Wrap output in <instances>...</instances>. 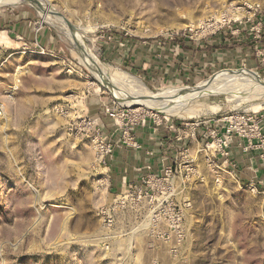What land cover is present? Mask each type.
I'll use <instances>...</instances> for the list:
<instances>
[{
	"label": "rangeland",
	"instance_id": "obj_1",
	"mask_svg": "<svg viewBox=\"0 0 264 264\" xmlns=\"http://www.w3.org/2000/svg\"><path fill=\"white\" fill-rule=\"evenodd\" d=\"M28 1L0 0V264H264V87L142 103L264 79V0ZM150 133L170 162L116 190Z\"/></svg>",
	"mask_w": 264,
	"mask_h": 264
},
{
	"label": "crops",
	"instance_id": "obj_2",
	"mask_svg": "<svg viewBox=\"0 0 264 264\" xmlns=\"http://www.w3.org/2000/svg\"><path fill=\"white\" fill-rule=\"evenodd\" d=\"M17 31L24 35V30L17 29ZM142 137L141 149L122 150L118 156L111 157L109 160L112 186L120 192L133 184H137L145 173L155 171L171 160L169 157L163 156L161 148L165 146L161 141L149 139V137H154V134H143Z\"/></svg>",
	"mask_w": 264,
	"mask_h": 264
},
{
	"label": "bare ground",
	"instance_id": "obj_3",
	"mask_svg": "<svg viewBox=\"0 0 264 264\" xmlns=\"http://www.w3.org/2000/svg\"><path fill=\"white\" fill-rule=\"evenodd\" d=\"M4 2H8V3H11V2H18V1H25V2H30L28 0H3ZM32 3V2H30ZM40 3V2H39ZM34 5V4H33ZM35 7V6H34ZM39 10V9H38ZM44 12H51V10L49 8H46V11L44 10ZM54 16H56L58 19H60V14L56 11H52L51 12ZM45 18V17H44ZM71 32L73 33V40L74 42L79 46L81 47L82 49H84L85 51L88 49L86 47V45L78 38L79 36L77 35V33L74 31V29H71ZM70 32V33H71ZM72 38V37H71ZM89 54V53H88ZM87 54V55H88ZM90 58V57H89ZM88 64V62H87ZM90 68H92L95 73H97V75L101 76V69L99 70V66H98V63L96 61L95 58H91L90 59V63L88 64ZM91 69V70H92ZM105 72V71H104ZM98 76V77H99ZM103 76V75H102ZM106 76V75H105ZM123 76V74L121 75ZM126 76V75H125ZM100 78V77H99ZM126 78L130 79L128 77V75L126 76ZM105 80H107L105 78ZM131 80V79H130ZM229 80H239V82H243V83H248L250 85H253V86H259V87H264V79L260 80V79H257L256 77H253L251 75H248V74H244V73H230L226 76H223V77H219L217 79H213V80H210L208 82H205L197 87H194V88H189V89H182V90H175V89H165L161 96L158 98L156 97L155 95L148 93L145 91V94H146V97L148 98L147 101H142V103L144 104H148L150 103L151 107L152 108H158V107H162V106H168L170 104H172L175 100H178V97L176 96H180V97H185L187 98L190 94L192 93H201V92H204L208 89H210L211 87L213 86H218L219 84L220 85H224V83H226V81H229ZM112 81V80H111ZM106 82V81H105ZM110 82V81H109ZM238 82V81H237ZM107 83V82H106ZM112 82H110L111 84ZM236 83V82H235ZM108 84V83H107ZM109 84V85H110ZM219 85V86H220ZM107 86V85H106ZM258 87V88H259ZM110 88V87H109ZM111 90L113 92H115L114 88H111ZM117 98L120 100L122 98L123 101H125V98L124 96L118 94L117 92L114 93ZM169 96H172V97H169ZM173 98V100H172ZM131 100V99H130ZM121 101V100H120ZM134 101V100H133ZM146 102V103H145ZM177 102V101H176ZM128 104V102H127ZM131 104V103H130Z\"/></svg>",
	"mask_w": 264,
	"mask_h": 264
},
{
	"label": "built area",
	"instance_id": "obj_4",
	"mask_svg": "<svg viewBox=\"0 0 264 264\" xmlns=\"http://www.w3.org/2000/svg\"><path fill=\"white\" fill-rule=\"evenodd\" d=\"M4 113V108H3V104L0 102V115H2ZM103 157V155H102ZM106 161H104L103 163L105 164ZM142 183H146L147 187L151 188V184L153 183V179H148V180H142Z\"/></svg>",
	"mask_w": 264,
	"mask_h": 264
},
{
	"label": "trees",
	"instance_id": "obj_5",
	"mask_svg": "<svg viewBox=\"0 0 264 264\" xmlns=\"http://www.w3.org/2000/svg\"><path fill=\"white\" fill-rule=\"evenodd\" d=\"M261 41H264V35H262V37H261ZM181 46H183V42L182 41H180V42H178Z\"/></svg>",
	"mask_w": 264,
	"mask_h": 264
},
{
	"label": "water",
	"instance_id": "obj_6",
	"mask_svg": "<svg viewBox=\"0 0 264 264\" xmlns=\"http://www.w3.org/2000/svg\"><path fill=\"white\" fill-rule=\"evenodd\" d=\"M72 26V25H71ZM72 28H73V26H72Z\"/></svg>",
	"mask_w": 264,
	"mask_h": 264
}]
</instances>
